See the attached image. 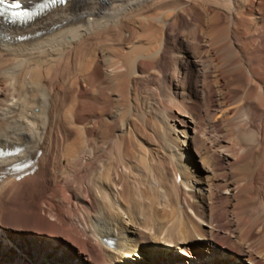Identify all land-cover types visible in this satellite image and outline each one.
<instances>
[{"label": "bare ground", "instance_id": "obj_1", "mask_svg": "<svg viewBox=\"0 0 264 264\" xmlns=\"http://www.w3.org/2000/svg\"><path fill=\"white\" fill-rule=\"evenodd\" d=\"M219 2L64 0L19 24L0 20V264H264V130L248 133L244 114L248 103L264 119V75L245 54L249 41L237 42L263 26L264 6ZM150 6L210 13L173 41L174 70L193 66L202 87L161 72L184 108L163 109L157 136L184 160L185 176L133 120L134 77L160 67L167 35L168 17L130 18ZM246 11L256 13L250 29L240 22ZM234 95L242 102L223 108ZM205 98L215 131L249 137L195 152L196 172L181 145L207 115ZM146 174L158 193L132 181Z\"/></svg>", "mask_w": 264, "mask_h": 264}, {"label": "rangeland", "instance_id": "obj_2", "mask_svg": "<svg viewBox=\"0 0 264 264\" xmlns=\"http://www.w3.org/2000/svg\"><path fill=\"white\" fill-rule=\"evenodd\" d=\"M219 1L214 0V3L212 5L216 7L217 5L221 4ZM256 1L257 0H253V2H252V0H250V2H252L253 4H255ZM260 2H261L260 4H262V6H264V3H263L264 0H260ZM193 7H194V9H193ZM171 8L172 7H156V9H157L156 10L155 7L150 6L148 8L141 7L140 10L138 11V13L140 12L141 14L144 12V14H142L144 16L143 18H147V19H150L154 16H159L160 18H162V17L167 18L168 17L167 18L168 23L166 25L167 28H165V32H166L165 34H167V35H166V37H163L164 42L162 44L161 56L159 57V64L161 63L160 67L154 66V68L150 69L149 72H143L140 75H137L134 77L133 88L131 87V91L133 92L132 97L135 98V103H133V104L135 107L137 106L136 109L138 110V113L136 110L135 116H134L136 118L135 119L133 118V120H134L135 124L137 123L136 125H138L137 130L138 131L140 130L139 132H141V134H143L144 136H146L147 138L152 140L151 142H152V144H154V148L156 150L164 153V158H163V161H161V162H163V164H166L167 166L171 165L169 167H171L177 175L185 176L187 174L188 170L184 166V165H186L184 163V160L183 159L179 160V158L176 155H172L171 153L166 152L165 141L162 140L160 135L157 136V133H159V131H160L159 130L160 124H159L156 117H158V115H160V113H162L163 109L170 108L173 110H177L179 107L184 108L182 105L180 106V103L178 104L176 99L174 101H176L177 103L172 101L170 99V97L168 96V88L166 85H164L165 83L163 84V82H162L161 72L167 70L166 72L168 74L176 76V78L180 81L181 85H183L186 88L188 86L193 87L194 85H196L198 89H200L202 87L201 79L199 78V75L193 66H186L183 69L174 70L173 65H172L173 56H175V54L179 51V46H178V44L177 45L173 44V41L176 39H179V38L188 37L189 36L188 29L194 24H200V23L203 24L205 19L207 20L208 19L207 17H210L209 16L210 13H206L204 8L200 7V6H180V7H177L176 9L172 8V10H171ZM197 8H199V9H197ZM203 12H204V14H203ZM140 13L137 14L138 16L133 13L130 18L138 20L139 17L140 18L142 17V15ZM171 13L173 14V16H171L172 15ZM247 13L248 12L246 11L242 15L243 17L241 18L240 22L247 28L250 26L249 27V29H250L251 28L250 22L254 20L253 18H254L256 13H252V15H250L251 13H248V15H246ZM172 17H174V19H172V21H171ZM219 18H221V15L219 16ZM247 22H248V24H246ZM158 30L159 29H156L154 31L156 33V35L159 34V36H155V37L156 38L159 37V39H160V38H162V32H160V30L159 31ZM160 33H161V35H160ZM252 36H244V37L237 36L238 37L237 42L240 41L239 42L240 44L242 42L247 43V44H249V43L251 44V45H249V48L246 49L245 54L248 55V58L251 57V58H249L250 64L253 66L255 65L259 70L258 72H260L264 75V24H263V26L258 27L257 31L254 32V34ZM251 39H254V41H252V43H251ZM248 41H249V43H248ZM170 46H172L173 49H171L172 47H170ZM186 47L188 50H190L189 46H186ZM179 55H180V57H179ZM179 55H178V57L181 60L187 61L188 60L187 58H191L194 54H191V50H190V52H185L184 55L182 53H179ZM182 55L184 57H181ZM252 57L253 58L255 57V58L253 59ZM194 58L197 59L196 57H194ZM159 69H161V70H159ZM230 74L233 76H237L238 73H237V70H232V71H230L229 75ZM237 97H238L237 95H234V97H230L229 99H227V101L222 103L221 106L223 108L232 107V108L236 109V107L240 104L239 101H241L239 99V97L238 98ZM205 100L206 101H204L201 105V109L203 108L202 112H204V114H207V115L202 116L203 118L200 121L201 123L200 122L195 123V126H194L195 127L194 128L195 133L190 139L186 138V146L181 145V147L183 148L182 150L185 153V157H188L187 159H189V160L191 159V161H189L188 164H191L194 167V169L196 170V172H199L198 164H195L193 162L194 158L196 157V153H197V155L200 152H201V154H203L207 147L213 145L212 142H214L215 139L222 138V139H224V141H227V140L231 141L232 140V142H236V140L238 141L242 138L243 139L248 138L249 136L247 134L250 131L257 130V128H259L261 126L264 130V124H263L264 119L262 117L257 116L254 109L248 103H245L244 114L247 116L246 122H245V130L248 129L247 130L248 133L245 132L243 134L241 133L240 136H235L234 132L231 134H223V133L221 134V133L215 131L216 129L213 128L211 121H210V115L205 112V110L208 109V107H209V104H208V101L206 98H205ZM155 106H158V107L155 108ZM150 108H152V109L150 110ZM143 110L147 114L144 116V119L141 122L140 119H138V115L140 117L141 116L140 111L142 112ZM148 110H150V111H148ZM136 113L138 115H136ZM207 116H209V117H207ZM136 119H137V121H136ZM138 120H139V122H138ZM260 123H261V125H260ZM227 127H229V126L227 125ZM145 128H146V130H144ZM142 130H144V131H142ZM144 132H145V134H144ZM237 137H238V139H237ZM167 155H169V156H167ZM170 157L172 160L170 159ZM165 159H167V160H165ZM174 159L176 162L174 161ZM190 170L191 169H189V171ZM147 176H148V174H146L142 177H135L134 176L135 180L132 178L133 179L132 181H134L137 186L142 185V186H139L140 190H145V191L150 190V191H148V194L152 193L153 191L155 193H158V189L156 188V185H155L156 182H155V180H153L154 178L151 177V175H149L148 177ZM146 181H147V183H146ZM145 186H146V188H145ZM153 189H155V190H153ZM148 194H146V196H148ZM134 195H135L134 199L136 198L135 202H137V196H136V194H134ZM146 211L148 212V209L143 210L141 212L146 213V215H147L148 213ZM149 223H150V221L147 218L144 224H147L146 226L148 227V226H150ZM216 239L219 242H221L223 245L227 244V240L224 237V231L223 230L219 229V233H218Z\"/></svg>", "mask_w": 264, "mask_h": 264}, {"label": "snow or ice", "instance_id": "obj_3", "mask_svg": "<svg viewBox=\"0 0 264 264\" xmlns=\"http://www.w3.org/2000/svg\"><path fill=\"white\" fill-rule=\"evenodd\" d=\"M6 3H10L12 8H20L21 4L19 0H0V6H3Z\"/></svg>", "mask_w": 264, "mask_h": 264}]
</instances>
